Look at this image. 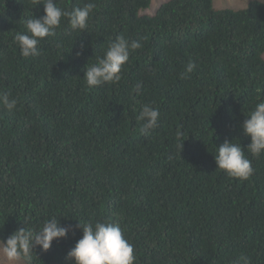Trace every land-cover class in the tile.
I'll return each instance as SVG.
<instances>
[{
  "label": "trees",
  "instance_id": "obj_1",
  "mask_svg": "<svg viewBox=\"0 0 264 264\" xmlns=\"http://www.w3.org/2000/svg\"><path fill=\"white\" fill-rule=\"evenodd\" d=\"M38 2L0 0V91L18 101L0 105V239L55 216L75 231L36 247L32 264H75L79 221L120 223L135 264H264V155L247 152L242 128L264 101V4L169 0L148 16L152 0H57L69 11L95 3L88 29L64 19L25 58L14 36L44 15ZM120 35L142 47L118 83L89 90L83 70ZM146 103L160 112L148 136L137 120ZM225 140L245 149L249 179L218 169Z\"/></svg>",
  "mask_w": 264,
  "mask_h": 264
},
{
  "label": "clouds",
  "instance_id": "obj_2",
  "mask_svg": "<svg viewBox=\"0 0 264 264\" xmlns=\"http://www.w3.org/2000/svg\"><path fill=\"white\" fill-rule=\"evenodd\" d=\"M264 4V0H258ZM44 15L32 16L25 21V32L16 31L15 43L25 58L40 55L39 45L45 38L55 37L62 20L67 19L73 31L85 32L89 27L91 15L96 4L89 2L82 7L64 10L57 5V0H43ZM142 47L136 40H130L123 35L117 36L108 46L104 55L96 59L95 63L87 64L83 70L84 80L89 90L105 84H116L121 80L124 66L129 62L130 55ZM84 49V45H81ZM83 51L77 53L82 56ZM196 65L189 61L184 75L194 71ZM142 85L137 83L133 89L140 93ZM17 99L11 98L10 93L0 91V105L9 111L17 107ZM138 122L141 123L142 135H151L159 126L160 112L152 104L141 106ZM244 134L251 139L247 152L259 157L264 155V101L258 102L242 125ZM237 141V140H235ZM225 142L216 148L214 155L219 170H224L230 177L247 180L254 174L252 161L245 154L241 143ZM183 147V145H182ZM27 228H19L6 241L0 239V264H32L34 249L41 248L44 252L52 248L54 241L66 239L69 232L75 229L62 226L60 219L55 216L44 220L39 229L29 227V220L23 222ZM83 231V236L75 247L69 250L66 260L75 264H135L136 254L134 246L125 238L124 229L120 223L113 222H80L77 225ZM234 264H251L247 256H241Z\"/></svg>",
  "mask_w": 264,
  "mask_h": 264
},
{
  "label": "rangeland",
  "instance_id": "obj_3",
  "mask_svg": "<svg viewBox=\"0 0 264 264\" xmlns=\"http://www.w3.org/2000/svg\"><path fill=\"white\" fill-rule=\"evenodd\" d=\"M167 1L169 0H152L151 7L146 11H142L140 15H154L155 13H157L159 7ZM252 1L253 0H213V6L216 9H220L223 11L224 9L241 10L247 8ZM4 264H7V262L5 261ZM21 264H23V262H21Z\"/></svg>",
  "mask_w": 264,
  "mask_h": 264
}]
</instances>
